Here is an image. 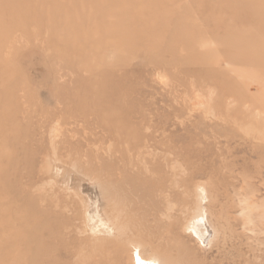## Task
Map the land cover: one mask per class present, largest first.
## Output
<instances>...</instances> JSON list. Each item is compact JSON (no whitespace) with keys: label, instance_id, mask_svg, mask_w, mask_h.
<instances>
[{"label":"rangeland","instance_id":"rangeland-1","mask_svg":"<svg viewBox=\"0 0 264 264\" xmlns=\"http://www.w3.org/2000/svg\"><path fill=\"white\" fill-rule=\"evenodd\" d=\"M138 253L264 264V0H0V264Z\"/></svg>","mask_w":264,"mask_h":264},{"label":"bare ground","instance_id":"bare-ground-1","mask_svg":"<svg viewBox=\"0 0 264 264\" xmlns=\"http://www.w3.org/2000/svg\"><path fill=\"white\" fill-rule=\"evenodd\" d=\"M196 193V192H195ZM101 195V194H100ZM100 202H101V200H100ZM197 204V203H196ZM174 205V204H173ZM173 207V206H172ZM197 207V206H196ZM200 212V211H199ZM202 213H203V211H202ZM194 214V213H193ZM197 214H199V213H197ZM197 214H195V219H197V218H199V217H197L196 215ZM205 215V214H204ZM199 216H201V212H200V215ZM105 217V216H104ZM191 217H192V215H191ZM202 217H203V215H202ZM201 217V218H202ZM205 217V216H204ZM193 218H194V216H193ZM200 218V219H201ZM100 219V218H99ZM102 219V218H101ZM194 219V220H195ZM101 221V220H100ZM190 223V222H189ZM206 223H208V222H205V224ZM193 224V223H192ZM203 225L204 224V220H198V222H197V225ZM209 224V223H208ZM207 224V225H208ZM194 225H196V224H194ZM199 225V227L197 226L196 227V229L198 230V234H201L200 235V237L204 234L203 233V227L201 228V226ZM103 226V225H102ZM94 228L96 229L97 227L94 225ZM204 228H207V227H205V225H204ZM98 230V229H97ZM99 231V230H98ZM103 231H105V232H112L111 231V228L109 227H104L103 228V230H102V232ZM205 232V231H204ZM211 232V231H210ZM206 234H205V236H207V234H209V233H207V230H206V232H205ZM121 234V233H120ZM213 234V232L211 233V235ZM108 235H111V233L109 234L108 233ZM112 236V235H111ZM203 238H204V235L202 236ZM209 238V237H208ZM208 240V239H207ZM200 241V240H199ZM206 241V240H205ZM209 241V240H208ZM139 245V244H138ZM135 246V245H134ZM138 247H140V245L138 246ZM139 252V251H138ZM107 253V252H106ZM132 253V252H131ZM134 255V254H133ZM135 257H137L138 258V261L140 262L139 264H161V262H160V260L158 259V258H156L155 256H144V255H142L141 253H138ZM170 263V262H169ZM171 264V263H170Z\"/></svg>","mask_w":264,"mask_h":264}]
</instances>
